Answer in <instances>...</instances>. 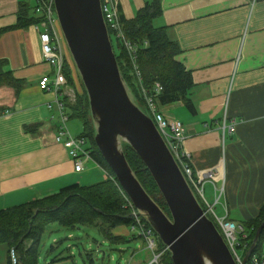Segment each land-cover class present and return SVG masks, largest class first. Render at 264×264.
<instances>
[{
  "label": "crops",
  "instance_id": "obj_1",
  "mask_svg": "<svg viewBox=\"0 0 264 264\" xmlns=\"http://www.w3.org/2000/svg\"><path fill=\"white\" fill-rule=\"evenodd\" d=\"M30 1L0 0V28L16 24L20 2ZM146 1L119 0L120 18H134ZM161 2L163 14L155 25L166 27L179 44L176 59L191 72L194 82L189 94L194 109L182 101L161 109L185 125L184 149L193 170L222 167L224 177L219 175L215 185H205L207 199L215 204L223 188L215 210L219 205L218 214L242 224L264 202V0ZM0 60L25 81L18 92L0 87V209L74 183L87 185L107 178L98 163L85 175L86 169L76 172L67 148L55 141L57 125L51 116H58L56 101L66 96L39 87L40 78L53 76L55 69L44 58L34 25L0 36ZM232 120L234 132H225L224 121ZM113 232L128 238L126 243L144 240L132 226L121 225ZM146 249L133 250L132 258L140 256L139 260L128 264H147L152 255H146ZM69 259L62 256L52 264H67Z\"/></svg>",
  "mask_w": 264,
  "mask_h": 264
},
{
  "label": "trees",
  "instance_id": "obj_2",
  "mask_svg": "<svg viewBox=\"0 0 264 264\" xmlns=\"http://www.w3.org/2000/svg\"><path fill=\"white\" fill-rule=\"evenodd\" d=\"M37 1L35 0L34 3L20 2L17 23L0 28V36L8 30L29 28L42 22L44 17L36 12ZM162 14L161 0H147L145 6L138 10L134 18L121 19V22L127 39L137 49V63L142 72L144 87L153 93L155 84L159 82L162 85V91L157 97L160 106L182 101L192 110L194 107L189 97L194 86L192 74L176 59L177 54L181 52L179 44L169 37L166 27L155 25V20ZM109 32L112 40L113 34L110 29ZM113 48L127 88H131L144 101L129 53L122 40L116 38V46L113 44ZM71 63L72 61L69 62L66 57L64 73L69 85L76 89L77 97L74 102L69 101L67 97H64L63 101H66L70 118H78L82 121L84 131L81 135L89 139L93 158L108 176L92 184L74 183L63 187L56 193L0 209V245H5L8 249L7 264H11L9 251L12 247L18 252L19 264H38L41 239L45 229L51 223H58L69 228L96 227L106 239L114 244L126 243L128 238L115 235L113 229L121 225L134 226L137 223L124 190L96 145V123L92 118L89 96L83 83L81 90L78 87V79L81 75L75 64ZM24 85L25 81L15 77L13 72L7 68V62L0 60V87L10 86L18 92ZM145 113L149 116L147 112ZM27 128L32 130L31 126ZM122 151L143 188L171 218L168 205L140 155L125 141L122 143ZM201 205L205 208L203 203ZM140 216L147 226L151 227L147 218L142 214ZM263 222L264 202L255 216L242 222V226L249 233V247L244 255L248 252ZM215 225L217 226L216 223ZM154 234L157 235L160 246H164L155 231ZM263 240L264 227L255 245L257 252L261 250ZM163 263L173 264L169 251L164 254Z\"/></svg>",
  "mask_w": 264,
  "mask_h": 264
},
{
  "label": "water",
  "instance_id": "obj_3",
  "mask_svg": "<svg viewBox=\"0 0 264 264\" xmlns=\"http://www.w3.org/2000/svg\"><path fill=\"white\" fill-rule=\"evenodd\" d=\"M58 19L89 96L95 142L117 181L168 247L173 264H237L221 232L174 159L153 119L123 81L101 0H55ZM122 141L140 155L171 213L159 207L133 173ZM264 222L243 258L254 252Z\"/></svg>",
  "mask_w": 264,
  "mask_h": 264
},
{
  "label": "built area",
  "instance_id": "obj_4",
  "mask_svg": "<svg viewBox=\"0 0 264 264\" xmlns=\"http://www.w3.org/2000/svg\"><path fill=\"white\" fill-rule=\"evenodd\" d=\"M37 4L38 6L36 12L43 16L44 20L35 24L34 27L39 32L44 58L55 69L53 76L44 75L40 78L39 87L42 90L55 89L56 93H60L66 97L68 96L70 100L74 102L75 92L68 86V80L64 73L67 54L65 53L63 38L57 27V17L54 15V12L56 11L55 0H38ZM101 4L108 30L110 29L116 38L122 40L129 53L131 64L140 84L142 96L145 104L147 105L149 116L155 122L158 130L163 136L174 159L185 175L198 200L200 203L204 204L205 208H203L205 214L214 220L218 226L217 228L220 229V232L236 263L243 264L245 251L247 247H249V233L244 229L242 224L229 219L227 214H218L215 210V205L220 200L223 188L220 190L219 196L216 195L215 204H211L208 201L205 192V185L207 182H212L215 185V181L218 179L219 175L223 174L224 177L222 167L217 166L205 171L193 170L190 154L184 149V142L186 138L185 125L179 119L172 118L165 114L158 103L157 97L162 91L161 83L157 82L155 84L153 93L149 92L142 83V72L137 63V49L135 45L127 39L124 32L118 10L119 0H101ZM56 103L58 107V116H51V119L56 121L57 125L55 141L63 143V145L67 148L68 154L74 163L75 171L83 172L89 161L96 162L93 158L92 150L87 146L86 137L81 134L78 136L73 135L70 131L68 127L70 116L67 112L65 101L57 99ZM49 107H52L51 104ZM235 125V120H232L229 123L224 121V131L233 133ZM215 189L216 191L218 190L216 186ZM125 196L130 206L133 208V215L135 216L137 222L136 225L132 226V228L138 232L140 237L144 238L147 242L148 249L152 252V256L147 264H164L163 256L169 251L168 247L165 244L162 247L159 243L157 244L156 238L153 237L155 235L153 228L147 226V223L140 216L130 197L127 194ZM240 251H242L243 254H241ZM9 256L11 264H19V255L16 248L12 247L10 249ZM38 264L49 263L39 262ZM245 264H264V251L257 252L254 250Z\"/></svg>",
  "mask_w": 264,
  "mask_h": 264
},
{
  "label": "rangeland",
  "instance_id": "obj_5",
  "mask_svg": "<svg viewBox=\"0 0 264 264\" xmlns=\"http://www.w3.org/2000/svg\"><path fill=\"white\" fill-rule=\"evenodd\" d=\"M30 2L34 3L35 0H31ZM54 15L57 17V27L60 35L63 38V45L67 50L69 62L72 61L71 64H75L76 66V63L72 57L69 46L63 34L56 11L54 12ZM112 40L113 44L116 46L115 35H112ZM115 50H117V47H115ZM82 83L84 84L82 77L80 76V78L78 79V87L80 88V90L82 89ZM68 86L74 90V98L76 100V89L73 86L69 85V83ZM128 92L131 99L143 111L148 113L147 105L145 104V102L141 100L131 88H128ZM67 99L71 101L68 96ZM92 118L95 123L96 120L93 115ZM68 127L70 131L76 136L82 134V132L84 131L83 123L78 118H70ZM95 129H97L96 124ZM86 139L87 146L90 147L91 145L89 139ZM120 147L122 148V146ZM94 163L96 162L89 161L87 163V171H85L83 175L90 171H88V169L92 168L94 166ZM98 181L101 180L98 179L96 182ZM207 193L209 194V189L207 190ZM218 206L216 207V211L220 213V207ZM233 215L237 214L233 213ZM233 218L238 221L243 219L242 217L235 216H233ZM153 237L156 238L158 244L159 240L157 235H154ZM146 248L148 249L147 242L142 239H134L131 242L124 244H114L110 240L106 239L96 227L77 226L75 228H69L61 226L58 223H51L47 226L42 236L39 259L40 261H42L41 263L52 264L53 260L56 261V259H59V257L70 256L69 262L67 264H91L92 261H94L96 264H128L132 260H139L140 256L136 257V259L132 258L134 252L133 250H142ZM260 251H264V240ZM145 253L146 255L149 253H151L152 255V252L149 249ZM240 253L243 254L242 251H240ZM0 264H7V247L5 245H0Z\"/></svg>",
  "mask_w": 264,
  "mask_h": 264
}]
</instances>
